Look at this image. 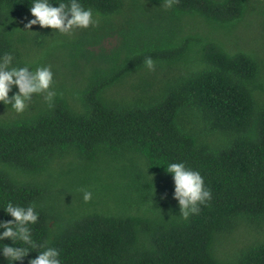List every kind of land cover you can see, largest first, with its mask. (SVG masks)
<instances>
[{
	"label": "trees",
	"instance_id": "16d2710c",
	"mask_svg": "<svg viewBox=\"0 0 264 264\" xmlns=\"http://www.w3.org/2000/svg\"><path fill=\"white\" fill-rule=\"evenodd\" d=\"M80 2L96 25L60 34L25 29L30 0H0V55L50 66L55 93H32L22 113L0 102V221L13 219L9 200L34 202L33 239L62 264H264V45H239L249 19L264 26V0ZM114 36L111 54L90 50ZM153 72L166 80L145 82ZM169 162L200 171L212 192L187 220ZM244 223L262 239L246 241Z\"/></svg>",
	"mask_w": 264,
	"mask_h": 264
},
{
	"label": "clouds",
	"instance_id": "9594fccd",
	"mask_svg": "<svg viewBox=\"0 0 264 264\" xmlns=\"http://www.w3.org/2000/svg\"><path fill=\"white\" fill-rule=\"evenodd\" d=\"M176 0H163L165 8H171ZM29 12L32 19L25 24V29L33 25L50 28L60 34H71L74 29H86L95 26L97 21L92 8H85L80 0H30ZM11 52L0 55V102L11 105L16 113L25 111L32 93L47 92L46 99H51L54 92L49 91L53 82V72L50 66H37L30 72L29 65L14 66ZM144 66L154 70L155 63L152 57L144 59ZM16 86L18 91L11 98L9 92ZM167 171L173 175L174 198L178 201L180 217L187 220L190 215L200 211V205H206L212 199V192L205 185L204 177L200 171L187 167L183 162H169ZM93 192L83 191L82 198L88 202ZM13 219L0 221V242L8 239L11 244H0V255H3L8 264L21 261L32 249H42L29 264H62L60 250L53 246L37 244L33 239L31 225L38 221L37 205L29 203L27 206L14 204L11 200L2 208Z\"/></svg>",
	"mask_w": 264,
	"mask_h": 264
},
{
	"label": "rangeland",
	"instance_id": "374dc122",
	"mask_svg": "<svg viewBox=\"0 0 264 264\" xmlns=\"http://www.w3.org/2000/svg\"><path fill=\"white\" fill-rule=\"evenodd\" d=\"M250 25L246 28L242 29L240 35H241V41L239 42V45L241 48L251 50V49H261L264 45V26L262 24V19H257L254 21V18L249 19ZM73 32H76L77 34H80V31L74 30ZM70 37H73V35H70ZM118 45V39L116 36L109 37L105 39L101 45L95 46L90 48V50L94 53L95 56H98L102 53L105 54H111V52L117 47ZM64 70H61L63 72ZM61 76V75H60ZM166 80V76L160 73H150L148 76L144 79L146 82L150 83H160ZM141 82V80H136V83ZM130 86V85H129ZM123 90H130L129 87L123 89ZM65 203V200L62 199V203ZM61 203V207L64 210V207ZM67 212V210H66ZM240 234L245 238L246 241H256L257 239L261 240V234L260 232L256 231V229L247 223H244L242 225ZM239 238V236H237ZM235 240H230L224 242L223 247L221 248V254H230L234 252V248L236 244H234Z\"/></svg>",
	"mask_w": 264,
	"mask_h": 264
}]
</instances>
